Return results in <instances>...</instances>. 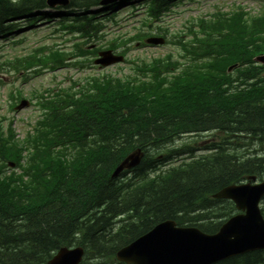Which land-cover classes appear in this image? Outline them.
I'll return each instance as SVG.
<instances>
[{
    "label": "trees",
    "instance_id": "16d2710c",
    "mask_svg": "<svg viewBox=\"0 0 264 264\" xmlns=\"http://www.w3.org/2000/svg\"><path fill=\"white\" fill-rule=\"evenodd\" d=\"M99 1L69 2L70 8L82 11L71 21L72 29L86 39L96 38L94 18L87 10ZM169 1L150 0L151 13ZM45 7L44 0H0V36L12 31L11 22L20 18L28 23L52 18L40 11ZM56 16L65 22L71 15ZM208 31L218 40L213 49L195 51V62L211 56L199 68H189L177 77L162 76L166 68H150L152 83L143 87V83L128 82L127 93L111 82L97 84L95 89L106 99L104 105L114 102L110 110L100 106L103 98L99 105L94 100L78 105L72 99L74 108L56 113L49 138L35 148L27 183L15 175H1L5 166H0V264H46L63 246L84 248L82 264H89L88 260L112 264L116 251L166 220L206 234L218 231L234 207L211 195L250 177L264 179V155L246 156L251 148L264 152V92L261 105H256L257 83L243 88L248 92L243 96L238 87L233 93L223 89L229 78L226 83L217 78L226 74L228 66L240 67L250 60L244 49L249 36L245 31L262 35L264 24L245 29L226 21L225 26L213 23ZM254 38L263 45L264 37ZM256 71L250 67L243 74L252 72L251 77H257ZM211 132H222L229 139L204 146L203 150L212 152L208 155L155 173L195 150L183 147L158 154L174 139L185 133ZM239 134L252 139L241 146L236 139ZM137 148L144 156L132 169V177L111 178L123 157ZM12 149L0 134L1 159L17 163L19 151ZM215 264H264V250Z\"/></svg>",
    "mask_w": 264,
    "mask_h": 264
},
{
    "label": "rangeland",
    "instance_id": "374dc122",
    "mask_svg": "<svg viewBox=\"0 0 264 264\" xmlns=\"http://www.w3.org/2000/svg\"><path fill=\"white\" fill-rule=\"evenodd\" d=\"M260 1L264 2V0H176L161 15L162 18L157 21L147 19L142 2L122 5L115 11L118 13L112 21L107 22L103 20L104 29L100 33L102 38L99 41L89 43L92 44V49L105 47L113 39L127 41V39L138 32L153 34V36L162 34L166 37V42H168L165 45L150 47L140 42L136 43V41H132L129 44L123 45L120 49L126 52V62L104 69H98L93 66L91 63L92 57L87 56L76 60L81 61L82 68L72 67L70 63L74 62L75 59H68L64 65H61L56 70L39 65L28 71L13 70L11 64L16 60L29 58L33 53H36V55L45 54L46 51L42 53L40 51L43 48H53L66 52L74 50L73 45L80 43L81 40H76L77 37L70 35L68 32L56 31V25H51L48 28H46L47 25L28 28L17 34L2 38L0 39V115L12 121L13 129H15V132L20 135L19 138H21L31 131L35 121L40 117V109L36 107V104H33L19 112H11L10 108L17 100L16 95L13 100L10 99L9 94L12 93L13 88H19L22 96L27 100H32L34 103L36 94L43 93L44 90L48 89L69 88L74 81H80L82 84V80L86 77L112 75L117 78H123L131 76L134 72L132 71V65L128 61L138 60L136 64H139L141 61L148 63L154 58H163L165 56H171L175 59L177 54L181 52L177 41L180 40L178 42L181 44L187 43L191 39V35L187 33V30H191L192 32L197 31V20H209L211 15L216 12L228 13L235 10L237 6L244 8L251 15H258L264 9V3ZM131 5H136L137 12H135V9L133 10ZM160 30L163 32L160 33ZM175 36L180 39L172 40L171 38ZM118 40L114 44H119L120 41ZM34 71L36 72L35 74H33ZM225 137L219 133L183 136L167 145L166 149L188 145L200 149L193 153L194 157L204 156L207 154V151L201 150L202 147L212 142L220 143ZM249 139L251 140L252 137H241L240 141L243 143ZM240 141L239 145L242 146L243 144ZM263 153L251 148L247 151L246 156H262L264 155ZM262 206L264 207V204ZM88 263L98 264V260H88Z\"/></svg>",
    "mask_w": 264,
    "mask_h": 264
},
{
    "label": "water",
    "instance_id": "95a60500",
    "mask_svg": "<svg viewBox=\"0 0 264 264\" xmlns=\"http://www.w3.org/2000/svg\"><path fill=\"white\" fill-rule=\"evenodd\" d=\"M116 0H102L101 5ZM49 7L65 6L68 0H45ZM149 43L160 41L151 39ZM102 59L96 64L109 65L118 58H112L109 52L99 54ZM139 150L130 153L114 170L115 177L123 168L139 165ZM264 195V182L229 186L213 197L231 199L236 207L245 211L227 221L214 235H206L196 228H178L174 222L166 221L154 227L150 232L132 242L116 253V258L126 264H215L218 261L250 251L264 249V221L257 209ZM83 251L80 248L68 251L62 249L53 264H78Z\"/></svg>",
    "mask_w": 264,
    "mask_h": 264
},
{
    "label": "bare ground",
    "instance_id": "6f19581e",
    "mask_svg": "<svg viewBox=\"0 0 264 264\" xmlns=\"http://www.w3.org/2000/svg\"><path fill=\"white\" fill-rule=\"evenodd\" d=\"M207 134H209V133H207ZM211 134H214V133H212L211 132ZM203 148V147H202ZM201 148V149H202ZM68 247V246H67ZM81 248L82 250H84V248H82L81 246H70V248L72 249V250H74V249H76V248ZM62 248H66V246H63V247H61V248H59L51 257H50V259L46 262V264H53L55 261H56V257H57V255H58V253L62 250ZM85 251V250H84Z\"/></svg>",
    "mask_w": 264,
    "mask_h": 264
},
{
    "label": "flooded vegetation",
    "instance_id": "af4514ba",
    "mask_svg": "<svg viewBox=\"0 0 264 264\" xmlns=\"http://www.w3.org/2000/svg\"><path fill=\"white\" fill-rule=\"evenodd\" d=\"M96 261V260H95Z\"/></svg>",
    "mask_w": 264,
    "mask_h": 264
}]
</instances>
